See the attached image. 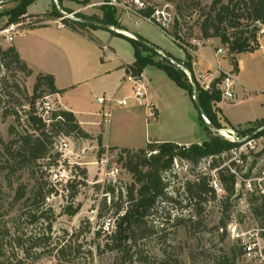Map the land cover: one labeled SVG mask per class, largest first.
<instances>
[{"label":"rangeland","instance_id":"1","mask_svg":"<svg viewBox=\"0 0 264 264\" xmlns=\"http://www.w3.org/2000/svg\"><path fill=\"white\" fill-rule=\"evenodd\" d=\"M178 1L149 0L161 8L167 3L170 4V10L175 13L176 18ZM212 1L194 0L195 4L191 6L182 5V13H178L183 37L181 45L158 25L140 19L134 13L117 9V17L120 24L123 22L126 30L132 31L133 34L141 32L159 49L176 59L187 61L185 51L192 53L188 48L208 50L214 54L222 47L224 51L221 56L230 60L226 46L218 38L209 40L202 38L201 35L199 27L203 18L201 13L203 9L208 11ZM104 2L105 0L89 10H83L84 5L80 2L74 1V6L82 9L78 11L79 13L102 15L101 5ZM17 3L7 2L0 6V11H7ZM50 5L51 0H34L28 9L29 12L40 13L47 10ZM66 9L70 10L73 16L78 13L74 12V9ZM260 27L263 28L262 25ZM261 33L260 30L259 35ZM12 44L13 42L0 38L2 48L6 49ZM252 58L255 62L256 83H252V87L246 88L244 92L236 88L238 94L235 98L223 99L219 104L222 112L219 115L222 129H234L240 136H243L248 128L253 127L257 118L264 117V58L261 54H254ZM194 75L196 78L197 75L195 73ZM145 76L152 80L149 90L158 96L161 109L160 125H154L155 121H152L150 128L146 130L143 120H138L135 124L128 123L127 126L118 129L113 127L114 135L120 144L144 146L146 135L153 134L158 127L166 140L180 138L192 142L206 140L208 136L206 130L196 121L197 109L186 91L155 66H147ZM196 81L198 82L197 78ZM34 83V77L26 76L14 65L1 68L0 229L9 233L7 240L14 249L10 252L18 253L21 258L24 257V252L17 245L15 237L43 238L40 242V252H32L31 257L23 259V264H60L56 250L64 245L71 247L66 256L68 264H219L221 261H226V264H264V257L259 254V251L264 249V238L258 235L259 221L254 219L250 212L245 189L239 187L237 190L239 196L231 198L229 221L220 203L227 195L226 192L219 193L215 200L210 199L209 202L202 204L203 210L199 215H195L193 212L195 210L187 206L189 200L183 186L187 181L196 180L204 174L213 177L209 159H203L198 165L181 157L174 159L173 169L164 175L165 180L169 181L167 195L173 200H161L157 203L153 214L145 223V232L134 241L129 240L126 250L110 249L106 243L112 241L111 235H114L117 225L113 200H121L126 204L124 192L134 178L122 164V171L115 185L124 195H121L120 199V195L106 194L108 176L104 182L101 181L104 176L102 164L99 163L105 148L103 145L104 150L101 152L97 136L93 139H79L59 135L50 156L39 160L36 165L10 174L8 165L11 164V160L4 151V144L12 138L17 139L20 132L30 130L24 120V111L31 107ZM35 108L49 122L51 111L58 109L59 106L51 95H46L36 102ZM14 110L21 115L22 125L18 124L13 113L5 116L7 111ZM122 111L124 110L117 111L115 117L123 113ZM12 126L15 127L13 132L10 131ZM214 134L226 139L216 131H213ZM64 141L69 144L67 149L62 146ZM181 146L178 144V149ZM109 148L113 152V157L107 165V172L115 162L120 163L115 155L122 153L120 147ZM57 153L59 156H56ZM81 169L87 170V176L81 174ZM31 170L35 171L34 175ZM22 191L24 196H19ZM38 192L37 202L31 204L33 200L28 198H33ZM73 193L75 196H72ZM67 207L77 208L78 211L70 215ZM29 211L36 212V220H31L27 216ZM106 220L112 222L108 228L105 226ZM225 222L226 227L223 225ZM49 223L52 224L51 230ZM245 243L252 244L251 254L246 252Z\"/></svg>","mask_w":264,"mask_h":264},{"label":"trees","instance_id":"2","mask_svg":"<svg viewBox=\"0 0 264 264\" xmlns=\"http://www.w3.org/2000/svg\"><path fill=\"white\" fill-rule=\"evenodd\" d=\"M33 1L34 0H17L18 3L15 7L2 12L0 16L7 15L9 17L6 24L18 22L25 17L27 9ZM90 1L91 0H81L79 2L86 5L90 3ZM108 1L110 0H105L104 4L101 5L102 15H88L78 12L76 13V17L108 24L119 30H126L119 22L117 8L108 4ZM59 2L62 4L63 0H59ZM185 4L191 6L195 4V2L194 0H179L176 4L178 13H182V5ZM62 8L68 13H71V11L65 7L62 6ZM152 11L153 8L148 7L142 10V13L144 15H150ZM178 13L176 12L177 18L175 17L172 29L168 34L181 45L180 42L183 37ZM44 15L55 18L62 16L55 2L52 10L44 13ZM201 15L203 18L199 27L202 38H218L219 41L226 46L234 70H238L237 57L239 54L243 52H253L259 49L260 44L258 38L261 30L260 25L264 26V0H228L227 2L213 0L208 11L203 9ZM37 17L40 16L38 15ZM63 22L71 29L82 33L88 28H102L113 31V29L85 23L71 17L63 18ZM117 34L127 38L134 47L135 60L133 63L129 64L128 67L133 70L135 75H141L144 69L149 65L155 66L163 70L169 78L184 89L194 103V87L185 70L177 67L163 54L142 44L136 38L119 32H117ZM185 52L188 57L187 61L176 59L171 54L169 55L174 57L178 63L183 64L186 69L194 74L191 54L187 51ZM11 65H14L15 68L23 72L26 76H31L33 73V70L20 57L14 46H9L6 49L0 46V71L2 67H10ZM220 80L221 76L213 82L211 90L203 89L197 82L201 107L218 128L223 127L219 116L221 115V109L217 106V103L222 100L221 91L217 88V83ZM62 91V89L57 88L55 85V79L52 74L39 72L36 75L33 95L31 96L33 101L30 105L31 107L24 111V120L27 126L30 127V130L26 129V131L20 132L17 139L12 138L4 144V151L9 155L11 160V164L8 165L10 174L36 165L39 160L50 156V151L59 135L63 134L79 139L94 138L81 126L76 115L70 110L59 107L51 111L48 118L49 122L37 112L35 105L40 98L46 95L61 93ZM8 113H13L18 124L22 125L23 120L18 111H7L5 116H7ZM198 120L208 135L207 139H204L200 143H192L188 147L182 145L180 149H178V144L174 142L152 141L148 142L145 147L138 149L121 148L122 154L119 160L128 173L133 176L134 180L127 187V191L124 192L126 204H123L121 200H113L112 206L114 207V213L117 215V225L114 235H111L112 241L106 243V246H109L110 249L126 250L129 240L134 241L137 236L145 232V223L153 214L157 207V203L161 200H173L172 197L167 195L169 181L165 180L164 175L173 169L174 159L176 157H181L194 165H198L203 159H209L210 157L219 155L218 159L213 158V161L210 163L209 166L211 169L219 167L224 163L225 159L221 157V154L228 151L234 144L230 143L219 134L213 135V130L206 125L199 113ZM263 126L264 119L256 120L253 127L244 131V135H246V133H253ZM14 130L15 127L12 126L10 131L13 132ZM256 135L264 136V128L259 129ZM97 140L101 147V152H103L104 148L101 135L97 136ZM56 156H59V154L57 153ZM31 171L34 175L35 171ZM81 174L87 176V170L81 169ZM218 176L224 187V192L227 194L220 203L223 207V213L229 221L230 215L228 211L231 208L230 200L232 197L237 198L239 196L237 195V178L226 166L218 170ZM211 181L212 177L208 174H204L196 180L187 181L183 186L184 192L189 200L187 206L195 210L193 211L195 215L201 214L203 210L202 204L209 202L210 199L215 200L217 197L216 191L211 185ZM118 188V186L108 183L106 186V194L112 196L120 195L121 199V195L124 194L120 192ZM20 189L22 190L21 187ZM19 196H24L23 191ZM38 196L39 192L34 195L33 198L29 197L28 200H33L31 204H35ZM72 196H75L74 193ZM247 199L251 214L254 219L259 221L258 224L263 226L264 198L259 195H248ZM197 205L200 206L197 207ZM67 211L70 215H74L77 213L78 209L67 207ZM27 216L30 217L31 220L37 219L36 212L33 213L29 211ZM49 218L50 217H47V219ZM227 222L223 224L225 227ZM48 226L51 230L52 224L49 223ZM8 234V232L0 229V264H23V259L31 257L32 252H40V242L43 240L42 237L35 239L33 237H28L23 239L21 236H17L15 237V241L17 245L22 248L24 257L21 258L18 256V253H11L10 251L14 249L10 241L7 240ZM260 234L264 237V231L260 232ZM70 248V246L65 245L57 248L56 255L60 264H68L66 256ZM227 259L228 258H226V260ZM219 264H226V261H221Z\"/></svg>","mask_w":264,"mask_h":264},{"label":"crops","instance_id":"3","mask_svg":"<svg viewBox=\"0 0 264 264\" xmlns=\"http://www.w3.org/2000/svg\"><path fill=\"white\" fill-rule=\"evenodd\" d=\"M74 1L79 2L81 0H63L62 6L74 9V12L82 11L81 8L74 6ZM102 1L91 0L90 3L84 5L83 10L94 9ZM54 2L55 0H51L50 7L44 12L34 13L29 12V9H27L25 17L44 16L43 18L46 22L39 25L26 26L16 35L11 46L16 48L20 57L33 70L32 77L35 78L39 72L49 73L54 76L55 85L63 91L53 94L51 97L54 98L60 108L72 111L81 126L93 137L101 135L104 146L140 148L145 147L148 142L152 141H168L180 145L200 143L182 140L183 138L166 140L162 137L158 127L153 134L146 135L144 146L121 145L114 135L113 127L118 129L121 126H127L128 123L135 124L138 120H143L146 130L148 127L150 128L152 121H155L154 125H160V104L158 96L149 90L152 80L146 78V68L142 76L149 83L148 100L157 109L155 120L147 118V111L144 107L135 105L126 108L115 107L112 110L111 117L107 118L104 117L106 106L97 101L98 97L113 95L122 97L131 93L132 86L130 83L125 82L124 79L127 71L126 67L135 60L134 47L127 38L117 34V32L123 34H125L124 32H129L131 35H125L134 37L133 32L117 29L112 31L102 28H88L83 33L75 31L64 24L63 16L55 18L44 15V13L52 10ZM4 11H0V14ZM7 21L8 16L1 15L0 27L5 26ZM121 24L124 27L123 22ZM135 34L150 42L149 38L141 32L137 31ZM258 41L260 44L259 49L253 52H243L237 57L238 79L234 86L235 96L238 94L236 88L238 91L242 90L244 92L246 88L250 89L249 87H252V83H256L255 62L252 57L254 54H261L264 58V31L259 35ZM104 45L107 46V50L103 48ZM194 51L196 56H194L193 69L196 75L208 70L215 73V75H219L218 66L223 70L233 69L231 61L222 57L216 51L214 54L208 50ZM220 102L217 104L218 107ZM120 110H124L122 111L123 113L115 117L116 112ZM260 119H264V117L256 120ZM196 121L200 125L198 111Z\"/></svg>","mask_w":264,"mask_h":264},{"label":"built area","instance_id":"4","mask_svg":"<svg viewBox=\"0 0 264 264\" xmlns=\"http://www.w3.org/2000/svg\"><path fill=\"white\" fill-rule=\"evenodd\" d=\"M107 3L115 6L117 9H121L128 13H134L140 19L158 25L166 33L170 32L174 24L175 13L170 10L171 5L168 3L163 8L150 3L149 0H110ZM148 7H152L153 11L150 15H144L142 10L147 9ZM63 18L64 17H62V19ZM45 22L46 21L43 17H26V19H22L18 22L8 23L0 29V38L4 39V41L13 42L16 35L26 26L39 25ZM263 31L264 26L261 29V32ZM103 48L105 50L108 49L105 45ZM188 49L192 52L191 61L193 63L196 53L192 48ZM223 51L224 49L219 47L217 53L222 54ZM126 70L124 80L132 86L130 94L122 97L113 95L109 97L103 96L97 98V101L100 104L106 106L104 117H111L112 110L115 107H128L135 105L144 107L147 111V118L154 119L157 116V109L147 97L149 87L148 81L142 76V74L135 75L130 67L127 66ZM217 70L220 71L219 75H215V73L211 71H205L198 73L196 78L203 89L211 90L213 82L221 76V80L217 83V88L221 91L223 99L232 100L235 97L234 86L238 79L237 71L234 70V68L223 70L220 66L217 67ZM186 73L188 74V72ZM263 128L264 126L259 129ZM259 129L253 133H248L243 136L237 135L234 129L224 130L219 128V130L216 131L217 133L225 136L227 141L234 144V146H232L228 151L221 154V157L225 159L224 163L219 167L212 169L213 177L211 185L215 189L217 195L224 192V187L218 176V170L226 166L236 175L237 190L240 187L246 190L247 195H259L264 198V136L256 135ZM62 146L67 149L69 144L64 141V143L62 142ZM104 148L105 151L99 161V163L102 164V174L104 176L101 181L104 182L105 178L108 176V182L115 185V183H117V177L122 171V163L115 162L111 170L107 172V165L113 157V152L110 150L109 146H104ZM121 154L115 156L120 158ZM213 158L218 159L219 155L210 157L209 164L213 161ZM111 223L112 222L110 220H106L105 226L108 228L111 226ZM233 227L235 228L236 226L233 225ZM262 231H264V225H258V235L260 237H262L260 234ZM239 237L240 236H238V238ZM253 244L255 245V242ZM251 245V243L244 244L248 254H251ZM259 254L264 257V249L260 250Z\"/></svg>","mask_w":264,"mask_h":264},{"label":"water","instance_id":"5","mask_svg":"<svg viewBox=\"0 0 264 264\" xmlns=\"http://www.w3.org/2000/svg\"><path fill=\"white\" fill-rule=\"evenodd\" d=\"M10 1H17V0H0V6L7 3V2H10ZM55 2L57 3V8H58V11L62 14V16L64 18L66 17H71V18H75L79 21H82V22H85V23H89V24H94V25H97V26H100V27H103V28H108V29H117L113 26H110L108 24H104V23H101V22H98V21H93V20H84L82 18H79V17H76V16H73L72 14L66 12L65 10H63L62 8V4L59 2V0H55ZM119 30V29H117ZM134 35V38H136L137 40H139L142 44L158 51L159 53L163 54L165 57H167V59L175 64L177 67L185 70L186 72H188V75H189V78H190V81L194 87V95H193V99H194V103H195V106L197 108V111L198 113L200 114L201 118L203 119V121L206 123L207 126H209L213 131H218L219 128L211 121V119L208 117V115L205 113V111L202 109L201 107V104H200V100H199V94H198V84H197V81L195 79V76L194 74L185 68V66L183 64H180L178 63L174 57H172L171 55L165 53L164 51H162L161 49H159L156 45H154L153 43L149 42L148 40L136 35V34H133Z\"/></svg>","mask_w":264,"mask_h":264},{"label":"bare ground","instance_id":"6","mask_svg":"<svg viewBox=\"0 0 264 264\" xmlns=\"http://www.w3.org/2000/svg\"><path fill=\"white\" fill-rule=\"evenodd\" d=\"M125 34H127V35H131V33H129V32H124ZM225 132V131H224Z\"/></svg>","mask_w":264,"mask_h":264}]
</instances>
